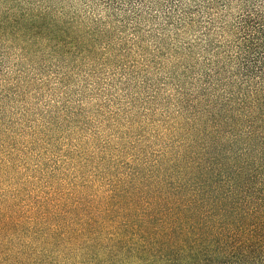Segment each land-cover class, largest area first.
<instances>
[{"label": "trees", "instance_id": "trees-1", "mask_svg": "<svg viewBox=\"0 0 264 264\" xmlns=\"http://www.w3.org/2000/svg\"><path fill=\"white\" fill-rule=\"evenodd\" d=\"M34 51L57 82L96 62L128 79L145 59L174 86L199 150L191 178L140 211L139 261L264 264V0H0V76Z\"/></svg>", "mask_w": 264, "mask_h": 264}, {"label": "rangeland", "instance_id": "rangeland-1", "mask_svg": "<svg viewBox=\"0 0 264 264\" xmlns=\"http://www.w3.org/2000/svg\"><path fill=\"white\" fill-rule=\"evenodd\" d=\"M42 56L0 76V264H143L134 223L191 178L199 150L174 86L145 59L128 79L96 62L57 82ZM125 185L136 209L112 190Z\"/></svg>", "mask_w": 264, "mask_h": 264}]
</instances>
